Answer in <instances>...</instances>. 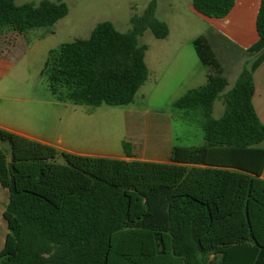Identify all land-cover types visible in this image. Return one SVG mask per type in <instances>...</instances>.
Masks as SVG:
<instances>
[{
  "label": "trees",
  "instance_id": "16d2710c",
  "mask_svg": "<svg viewBox=\"0 0 264 264\" xmlns=\"http://www.w3.org/2000/svg\"><path fill=\"white\" fill-rule=\"evenodd\" d=\"M191 2L222 19L237 0ZM258 6L257 41L236 45L254 59L231 88L212 43L225 37L211 31L193 40L207 80L171 110L200 126L204 143L173 146L169 162L136 159L127 142L125 158L90 156L0 128V185L9 192L0 264H264V124L253 103L254 72L264 61V0ZM156 11L151 0L126 32L105 20L88 37L50 50L42 75L53 96L92 107L133 102L149 76L139 37L170 32ZM68 12L64 0H0V35L50 28ZM218 99L224 113L216 118Z\"/></svg>",
  "mask_w": 264,
  "mask_h": 264
},
{
  "label": "rangeland",
  "instance_id": "374dc122",
  "mask_svg": "<svg viewBox=\"0 0 264 264\" xmlns=\"http://www.w3.org/2000/svg\"><path fill=\"white\" fill-rule=\"evenodd\" d=\"M39 1L16 0V3ZM64 1L69 7L68 14L50 28L28 31L21 41L22 48L10 57L16 60L17 78L7 75L0 79V97L20 86L19 90L32 99L18 106L22 116L31 117L36 135L53 140L61 136L63 147L90 156L114 158L125 157L124 143L127 142L135 158L150 161L169 159L171 143L202 145V128L173 119L171 104L187 87L199 83L192 79L181 84L179 81L185 74L207 72L195 53L193 40L211 31L218 32L216 26L226 24V19L209 18L196 12L191 0H157L156 14L168 24L170 32L165 39L156 38L150 30L139 37L140 44L148 47L145 57L148 79L139 88L133 102L92 107L61 102L53 96L47 77L42 75L49 51L75 38L88 37L95 25L105 20L111 21L119 31L126 32L132 27L131 17L142 14L151 0ZM258 4L259 0H238L235 6ZM222 35L225 39L218 35H214V39L218 42L216 50L227 73L233 63L235 72L248 66L254 57H242L233 35L228 32ZM171 65L174 66L170 68ZM235 72L227 74V89L233 85ZM223 111L224 106L216 101L214 115L219 117ZM7 232V224L0 215V249Z\"/></svg>",
  "mask_w": 264,
  "mask_h": 264
},
{
  "label": "crops",
  "instance_id": "0c3cea01",
  "mask_svg": "<svg viewBox=\"0 0 264 264\" xmlns=\"http://www.w3.org/2000/svg\"><path fill=\"white\" fill-rule=\"evenodd\" d=\"M258 7L259 6H234L232 11L224 18L226 19V24L221 23L216 26L218 33L220 34H223V32L231 33L233 37L235 38V44L237 46H239L240 48H244V49L248 48L250 45L255 43L258 39V33L256 30V15H257ZM24 38H25L24 35H17L12 32L0 35V79L7 75H11L13 78H17L18 74H16L15 69H14L16 60L15 59L12 60L10 57L11 56L13 57L14 52L18 51L17 50L18 48H22L23 43L21 41ZM212 43L215 46V48L216 46H218V42L215 41L214 38L212 39ZM233 62H239V61L233 60ZM173 66L174 65H171L170 68H172ZM231 67L232 68L228 70L227 74H234L235 63H233ZM243 68L244 66L235 72L236 76H235L234 82ZM198 69L200 70L199 66H198ZM169 70L172 72L171 69ZM192 79L195 81H198L199 83L196 85H190V87H187L185 89V92H187L189 89L199 87L205 84L207 80V72L203 70V72L200 71L197 74L196 73L185 74V76L181 78L179 82L181 84H184L186 81L188 82L189 80H192ZM254 82H255V94L253 97V103H254V107L256 109V112L260 120L264 124V61L254 72ZM16 87L17 89L13 88L11 91H9V93L0 97V128H4L7 130L16 132L18 134L27 136L29 138L38 140L40 142L52 145L56 147L59 151H68V152H72L76 154L87 155V154H82L80 152H76L68 147H63L62 146L63 140L61 136H59L56 140H53L48 137H39L38 135H36V129L32 124L31 117L29 116L28 118H25L24 116H22L23 112L20 106H18V104H21L25 101H29L32 99L29 98L30 96H26L23 91L19 90L20 86H16ZM184 93H182L181 95H183ZM178 97H176V99ZM2 99H5L7 102H4ZM216 101H219L221 105L224 106L221 99H218ZM214 112H215V104H214L213 115H214ZM223 113L219 117H221ZM171 117L173 119H180L184 123L196 124V123L181 119L179 117H176L175 115H172ZM219 117H216V118H219ZM203 140H204V132H203ZM175 145L177 144L171 143L169 146V149H168L169 159L165 161H156V162H169L171 150L173 146ZM180 146H188V145H180ZM260 147L264 148V141L260 144ZM121 158H125V157H121ZM136 159H140V158H136ZM140 160H146V159L141 158ZM147 161H150V160H147ZM151 161H155V160H151ZM262 177L264 178V171H263ZM8 199H9L8 190L4 188L2 185H0V215H2L3 221H5L3 217V213L8 203ZM262 239H258V242L261 246H264V238Z\"/></svg>",
  "mask_w": 264,
  "mask_h": 264
}]
</instances>
